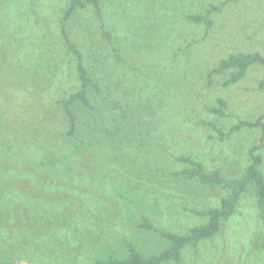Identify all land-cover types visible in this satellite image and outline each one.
I'll use <instances>...</instances> for the list:
<instances>
[{
	"label": "rangeland",
	"instance_id": "1",
	"mask_svg": "<svg viewBox=\"0 0 264 264\" xmlns=\"http://www.w3.org/2000/svg\"><path fill=\"white\" fill-rule=\"evenodd\" d=\"M98 2L100 12L89 3L66 21L99 86L78 124L84 144L71 150L59 102L80 87L61 30L68 0H0L2 263L96 264L128 242L144 256L160 253L169 243L157 229L184 234L205 224L229 192L164 176L185 166L180 155L233 178L259 145L264 174V130L248 124L264 114V64L229 85V73L210 85L207 77L231 53L264 55V0ZM189 14H208L211 27ZM219 98L221 115L208 109ZM166 264H264L255 187L215 236Z\"/></svg>",
	"mask_w": 264,
	"mask_h": 264
},
{
	"label": "trees",
	"instance_id": "2",
	"mask_svg": "<svg viewBox=\"0 0 264 264\" xmlns=\"http://www.w3.org/2000/svg\"><path fill=\"white\" fill-rule=\"evenodd\" d=\"M89 3H93L99 10L98 0H68L67 7L63 12L61 20V30L64 35L65 44L68 50L75 56L77 62L76 70L78 74V81L80 87L77 91L69 96L60 99L63 113L67 121V129L62 133V136L68 138L71 141V150L77 149L80 145L84 144L78 134V124L81 121L83 108L92 107L91 88L95 90L99 89V86L89 74L88 69L83 62V54L77 47L76 43L70 38L66 29V21L74 14L77 9L86 7ZM217 6H212L211 9H216ZM210 11V10H209ZM187 18L195 23L205 21L207 28L211 27L212 21L208 14H189ZM254 63L264 64V55L260 52H237L231 53L228 57L223 58L219 63L209 70L207 75L208 85L211 84L214 75H222L229 73L224 85L236 83L241 79L248 67ZM261 89H264V81L260 82ZM218 104L209 106V111L224 114L227 101L219 98ZM264 114H262L257 121L249 122V126L261 125L264 130V122L262 121ZM247 122H242V125H247ZM215 126L214 123H210ZM240 126H234L230 132L237 130ZM219 131V130H218ZM222 136L224 132L220 133ZM102 140V139H101ZM104 140H102V143ZM101 144V143H99ZM259 145L254 146L251 149V163L246 167L244 173L239 177L227 178L220 170H206L201 160L193 158L192 156L180 155L177 160L182 162L185 166L181 169L173 171H162L164 176H167L171 180L179 184H190L201 187L218 186L229 188V192L221 198V205L216 208L209 209L206 214L208 221L200 226L192 227L188 232L184 234L174 233L169 230L157 229L148 221L143 222L141 226H147L148 228L157 229L163 239L166 240L169 245L160 253L144 256L142 251L133 242H128L127 247L120 254H111L107 259L98 260L96 264H166L170 261H181L182 252L187 245H196L202 239L211 238L215 236L222 225V222L229 219L235 212L239 199L243 192H245L249 185L255 187L257 195V205L260 210L261 218L264 224V174L260 170V164L262 163V156L256 154V150ZM93 151L92 144L87 146ZM100 147V146H98ZM68 150L67 154L71 152ZM128 155L130 158V154ZM139 159V158H138ZM137 161V159H134ZM204 213V212H198ZM12 261L0 264H11Z\"/></svg>",
	"mask_w": 264,
	"mask_h": 264
}]
</instances>
